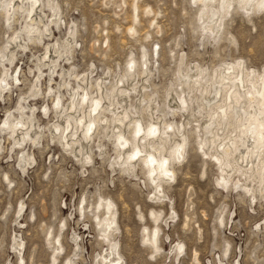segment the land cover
I'll use <instances>...</instances> for the list:
<instances>
[{
  "label": "rangeland",
  "instance_id": "obj_1",
  "mask_svg": "<svg viewBox=\"0 0 264 264\" xmlns=\"http://www.w3.org/2000/svg\"><path fill=\"white\" fill-rule=\"evenodd\" d=\"M22 3L28 0H0V264H103L110 240L118 242L123 264H264L263 186L240 174L237 186L232 179L225 185L219 165L198 144L208 124L199 115L203 101L194 98L200 92L189 94L182 84V73L194 76L196 66L207 69L203 77L238 61L264 72V10L234 2L217 33L197 0H38L31 17L41 31L30 34L26 13L8 12L9 4ZM116 84L127 94H118L109 108L105 95H115ZM83 89L100 99L107 128L98 124L85 140L82 126L79 144L63 147L54 125L71 122V136L74 117L88 120L89 100L76 111L55 109V101L67 107L76 91L78 105ZM121 111L132 113L124 125ZM22 114L32 117L26 122L31 139L23 141L21 131L14 135L4 123ZM134 119L143 128L135 139L140 147L151 120L161 135L164 123L173 124L170 144L186 136L184 157L171 161L174 179L162 183L163 201L152 196L145 152L130 173L119 160L116 126L132 141ZM124 149L126 159L131 142ZM106 201L117 222L109 240L98 226ZM157 229L155 249L146 239Z\"/></svg>",
  "mask_w": 264,
  "mask_h": 264
},
{
  "label": "bare ground",
  "instance_id": "obj_2",
  "mask_svg": "<svg viewBox=\"0 0 264 264\" xmlns=\"http://www.w3.org/2000/svg\"><path fill=\"white\" fill-rule=\"evenodd\" d=\"M197 1H200V5L202 3V8L208 14V18H212L210 20L213 25L210 27V29L212 31L216 30L217 33L221 30L220 27L222 26V16L230 10L234 2L239 3L244 8H254L255 10L261 11L264 10V0ZM214 2L218 3L216 7L212 5ZM37 3L38 0H28V3H26L27 5L22 3L20 5H16V7L11 4L8 6V12L15 10L23 15L26 13L25 17L23 18H29L32 22L31 24L27 23L25 25L26 32L30 34H35L40 30L39 26L31 17V15L36 11ZM52 11L56 16L55 7H52ZM12 14H14V12L11 13V15ZM47 30H49L48 27ZM145 56L146 55H144V57ZM144 60L146 61V59ZM194 69L196 70V75L194 76L189 75L187 71L182 73V77L184 78L182 84L185 85L186 92L189 94L194 93V91L200 92V95H195L194 98L196 100L203 101V103L198 105V108L200 109V117L208 118V124H206V126L202 129L204 130L203 134H205L198 135V138L200 139L198 144L203 150V153L205 155L208 154L219 165L221 176L225 185H227L226 183L232 179V184L237 186L241 181L240 177L238 176L240 174L244 177V181H246V183L248 181H256L259 188L263 186L262 189H264V72L250 70L245 67L243 62L240 61L237 63H225L224 66L218 67V69L213 74L207 75L205 77L203 76L207 72V69L204 70L202 68H198L197 66ZM133 70L134 64L127 67L125 76L128 78V80L134 77ZM55 71L56 64L53 61L50 72L53 74ZM147 71V67L144 68V66H142L141 73L145 74ZM6 79L2 78L1 83H4L3 85H6L7 87L8 84ZM120 80L122 81V79ZM119 84H116L118 89L116 90L117 93L115 95L112 96L107 93L105 95L106 99H108L110 102L109 108L114 106L115 103L113 102V98L117 97L118 94H127L126 90L119 89ZM182 91L184 92V90ZM211 93H214V97H212V99L217 98L213 103H211L212 101L208 99V95ZM70 96L71 97L67 107H64L61 104V99L58 97L55 101V109L56 107H61L64 110L75 109L76 111L77 106V110H79L80 104L86 100H89V109L86 114L88 119L86 123L81 117L73 118L75 128L71 136H68V133L71 129V122H67L65 126H59L57 124L54 125V128L59 135V141L63 147L67 148H70L72 145L79 144L77 135L79 133L78 130L80 127L84 126L82 137L83 139L88 140L92 137L93 133L96 132L98 124H105V127H103L106 129V125L109 121L108 117H106L103 113H100L103 106H100V99H98L97 95L89 98V93L83 89L80 97L81 101L78 103V105L76 104L78 93L75 91ZM103 110L107 111L108 109L103 108ZM108 111L112 114V116L116 114V111L114 112L112 109ZM150 112L152 111L150 110ZM130 114L132 113L127 114L122 111L120 114H118V122L120 125L125 124V121L129 119ZM66 117L68 119L70 118L69 115ZM27 121H29V123L32 122V117L22 114L19 117L14 118L12 121L6 118L4 123L5 126L11 124V129L9 130L14 135L18 131H21L23 141L25 137L31 139L26 129ZM154 121L155 120L152 122L151 120V122L146 127L145 137L148 139V141L141 145L143 150H141L140 145L135 140L143 130L140 119H134L131 121V125L133 124L132 135L134 138L132 141L125 137L121 127L119 126H116L117 131L115 137L117 142L116 145L118 146L119 160L122 161L121 164L124 166V171L128 173L135 171L134 169L136 165H134L133 161L135 159H139L141 157V153L145 152L143 155V161L145 165L144 167L146 169V177L152 186H154V195L152 194V196H154L155 200L162 199L163 201L165 194L161 189L162 183L164 181L169 183L168 181L171 182V180L174 179L175 172L172 170L171 161H180V159L184 157L186 136L181 133L180 139L174 144H170V138L175 136V132H173V124L164 123V128L161 135L159 134L160 129L159 124L157 123L158 121ZM89 125L92 126L91 130H89ZM137 128H139V135L136 134ZM180 128L184 129V125L181 124L180 127H178V131H180ZM169 130L172 131L169 132ZM68 137H72V142H69ZM32 140L34 142L36 141V139ZM130 142L131 151H129L126 159H124L122 151H125L124 148L127 147L128 143ZM16 143H18V141H16ZM73 151L75 150H72V152ZM149 157H151V160H149ZM90 158L91 157L89 155H84L85 162L90 161ZM245 188L249 191V187L245 186ZM104 207L107 211L106 217L103 219L104 222H98V226L101 227L100 230L103 237L109 240L113 233H111V231L117 230L116 214L113 209L114 205L111 201H106L104 203ZM152 216L155 221H158L159 212L152 213ZM165 223L167 224V221ZM158 229L155 231L152 230L153 232L146 239L151 248L156 249L157 247L159 235ZM144 236L145 238L147 237V235ZM109 246L110 251L102 256L103 264H123L122 258L118 252V242L110 240ZM182 246L179 244L177 245V251L179 253L182 252ZM60 249L61 246L58 243L56 250ZM67 264H70V262L68 261Z\"/></svg>",
  "mask_w": 264,
  "mask_h": 264
},
{
  "label": "snow or ice",
  "instance_id": "obj_3",
  "mask_svg": "<svg viewBox=\"0 0 264 264\" xmlns=\"http://www.w3.org/2000/svg\"><path fill=\"white\" fill-rule=\"evenodd\" d=\"M91 125H89V130H91ZM137 135H139V128H137V133H136ZM134 158V157H133ZM149 160H151V157H149Z\"/></svg>",
  "mask_w": 264,
  "mask_h": 264
}]
</instances>
